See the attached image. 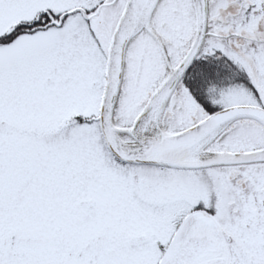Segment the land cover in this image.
Here are the masks:
<instances>
[{
  "label": "snow or ice",
  "instance_id": "6c2138e0",
  "mask_svg": "<svg viewBox=\"0 0 264 264\" xmlns=\"http://www.w3.org/2000/svg\"><path fill=\"white\" fill-rule=\"evenodd\" d=\"M0 264H264V0H0Z\"/></svg>",
  "mask_w": 264,
  "mask_h": 264
}]
</instances>
